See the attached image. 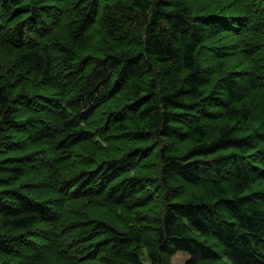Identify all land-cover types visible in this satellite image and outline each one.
I'll list each match as a JSON object with an SVG mask.
<instances>
[{"label": "trees", "instance_id": "16d2710c", "mask_svg": "<svg viewBox=\"0 0 264 264\" xmlns=\"http://www.w3.org/2000/svg\"><path fill=\"white\" fill-rule=\"evenodd\" d=\"M177 252L264 264V0H0V253Z\"/></svg>", "mask_w": 264, "mask_h": 264}, {"label": "rangeland", "instance_id": "374dc122", "mask_svg": "<svg viewBox=\"0 0 264 264\" xmlns=\"http://www.w3.org/2000/svg\"><path fill=\"white\" fill-rule=\"evenodd\" d=\"M187 257L188 255L186 253L177 252L171 258L170 264H182ZM143 260L144 262L149 263V260L146 257H144ZM12 262H14L13 257L9 256V260H8L4 254L0 253V264H12Z\"/></svg>", "mask_w": 264, "mask_h": 264}, {"label": "bare ground", "instance_id": "6f19581e", "mask_svg": "<svg viewBox=\"0 0 264 264\" xmlns=\"http://www.w3.org/2000/svg\"><path fill=\"white\" fill-rule=\"evenodd\" d=\"M18 2H19V1H18ZM24 5H25V4H24ZM25 6H26V5H25ZM15 7H16V6H15ZM19 9H21V8H19ZM27 10H28V9H27ZM16 11H17V10H16ZM23 12H24V11H23ZM24 13H25V12H24ZM22 14H23V13H22ZM22 14H21V15H22ZM26 14H27V13H26ZM17 17H19V16L17 15ZM110 99H111V98H110ZM110 99H109V100H110ZM111 100H112V99H111ZM109 103H111V101H110ZM32 226H33V225H32Z\"/></svg>", "mask_w": 264, "mask_h": 264}]
</instances>
